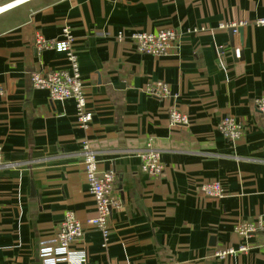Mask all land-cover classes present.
Segmentation results:
<instances>
[{
  "label": "crops",
  "instance_id": "obj_1",
  "mask_svg": "<svg viewBox=\"0 0 264 264\" xmlns=\"http://www.w3.org/2000/svg\"><path fill=\"white\" fill-rule=\"evenodd\" d=\"M263 21L264 0H32L0 12V147L12 164L0 168V264H42L41 242L69 212L84 226L74 249L87 264H264V229L238 231L264 224V114L254 105L264 97ZM65 26L87 129L73 100L53 101L31 80L69 67L65 54L35 45L39 32L62 41ZM167 29L180 35L171 55L136 52L132 35ZM157 83L168 97L149 93ZM172 110L188 124L173 127ZM226 118L242 126L238 141L220 131ZM84 141L99 174H116L120 206L106 242L87 225L97 207ZM148 146L161 152L158 177L136 154ZM208 182L221 184L222 198L203 194Z\"/></svg>",
  "mask_w": 264,
  "mask_h": 264
},
{
  "label": "built area",
  "instance_id": "obj_2",
  "mask_svg": "<svg viewBox=\"0 0 264 264\" xmlns=\"http://www.w3.org/2000/svg\"><path fill=\"white\" fill-rule=\"evenodd\" d=\"M30 1L32 0L14 1L16 3L11 9ZM117 1L124 2L126 0ZM260 23L264 24V21ZM61 37L62 41L47 40L39 32L36 34L35 45L39 50L53 49L65 54L69 67L49 73L35 72L32 74L31 80L35 88L47 90L53 101L64 103L68 100H73L76 104L79 124L82 128L87 129L92 122V112L87 108L84 84L77 56L73 48L75 38L72 29L69 26H65ZM122 38L123 35L120 34L118 39L122 40ZM179 38V33L174 29L162 30L156 34H134L130 37L138 54H147L155 57L171 55L176 49ZM149 93L153 96L166 98L170 95V90L166 84L157 83L149 89ZM254 105L259 112L264 114V97L255 100ZM170 120L173 127L187 125L189 122L188 118L177 110L171 111ZM219 129L230 142L238 141L243 135L242 126L233 118L223 120ZM136 154L142 162V171L146 175L158 177L162 174L163 167L161 165V152L159 150L148 146L137 151ZM82 156L84 157L89 192L97 207V217L90 220L87 225L93 226L98 230L106 242L110 236L108 221L111 216V210L120 206L117 196L116 174L113 172L99 174L96 154L90 148L88 141L83 142ZM10 166L12 164L2 161V150L0 147V168ZM202 191L205 196L213 198H222L224 195L223 188L218 182L204 184ZM263 229L264 224L260 222L258 224L240 226L238 231L242 236H247L250 233ZM84 235L83 224L76 218L74 213H67L57 236L45 240L40 244L39 258L42 264H87V253L74 249V244L80 242ZM228 253H234V251L230 250ZM225 254L227 252H223L219 256L222 257Z\"/></svg>",
  "mask_w": 264,
  "mask_h": 264
},
{
  "label": "bare ground",
  "instance_id": "obj_3",
  "mask_svg": "<svg viewBox=\"0 0 264 264\" xmlns=\"http://www.w3.org/2000/svg\"><path fill=\"white\" fill-rule=\"evenodd\" d=\"M15 3L16 2L11 3L9 6L6 5V6L2 7V8H0V12L11 9L14 6Z\"/></svg>",
  "mask_w": 264,
  "mask_h": 264
},
{
  "label": "water",
  "instance_id": "obj_4",
  "mask_svg": "<svg viewBox=\"0 0 264 264\" xmlns=\"http://www.w3.org/2000/svg\"><path fill=\"white\" fill-rule=\"evenodd\" d=\"M233 31H234V30H232L231 32H233ZM238 31H239V30H238ZM239 32H240V31H239ZM231 43H232V44H231V46H233L234 44H233V42H232V41H231Z\"/></svg>",
  "mask_w": 264,
  "mask_h": 264
}]
</instances>
